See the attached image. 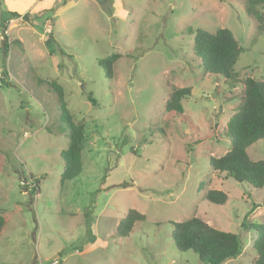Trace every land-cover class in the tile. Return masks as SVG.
Segmentation results:
<instances>
[{
    "label": "rangeland",
    "instance_id": "obj_1",
    "mask_svg": "<svg viewBox=\"0 0 264 264\" xmlns=\"http://www.w3.org/2000/svg\"><path fill=\"white\" fill-rule=\"evenodd\" d=\"M23 1L0 0V264H203L171 237L172 222L193 217L241 237L243 254L224 264H252L243 224L264 222V187L209 165L230 148L244 80H264V31L246 0H40L30 11ZM223 28L243 49L230 80L206 74L194 52L198 30ZM112 55L109 80L98 63ZM55 85L85 123L82 173L64 184L70 140ZM182 88L192 96L178 118L165 104ZM249 155L264 160V140ZM210 190L226 204L207 201ZM131 210L146 220L121 236Z\"/></svg>",
    "mask_w": 264,
    "mask_h": 264
},
{
    "label": "trees",
    "instance_id": "obj_2",
    "mask_svg": "<svg viewBox=\"0 0 264 264\" xmlns=\"http://www.w3.org/2000/svg\"><path fill=\"white\" fill-rule=\"evenodd\" d=\"M65 4L61 1V4ZM59 4V3H57ZM55 5V7L59 5ZM264 5V0H246L247 12L253 15L264 31V17L257 13L253 6ZM50 11V10H49ZM51 12V11H50ZM9 15L23 17L18 13ZM4 53L7 57L11 45L4 37ZM242 47L233 33L226 28L219 29L216 33L198 30L194 38V52L201 60V65L206 74L222 76L230 80L235 75L234 69L242 54ZM119 55H112L99 61V66L104 68L106 77L113 78V64ZM61 98V119L69 131V147L61 156L64 160V170L61 174L62 183L72 181L82 173V153L85 142L84 120L74 121V116L67 110L63 100L61 87L55 85ZM192 96L191 88H182L172 91L165 104L166 112L178 118L184 116L183 100ZM88 101L97 106V100L89 93ZM227 135L230 140L229 150L221 157L210 158L209 165L212 170L225 173L228 178L238 183H246L251 189L264 187V160H253L249 151L260 140H264V80L247 78L244 80V90L241 104L227 123ZM44 178V176L42 177ZM206 200L212 204L223 206L228 200L227 194L221 191L210 190L206 193ZM257 208V204H253ZM87 215V214H86ZM146 216L131 210L119 224L118 231L121 236H129L138 222H144ZM171 235L177 250L180 252L193 251L199 255L203 264H224L228 260L237 259L244 252V244L236 233L218 230L200 218L193 217L183 222H172ZM7 225L5 217L0 213V235ZM247 231H254L252 248L256 256L252 264H264V222L244 223ZM93 228L90 227L91 239H94Z\"/></svg>",
    "mask_w": 264,
    "mask_h": 264
},
{
    "label": "crops",
    "instance_id": "obj_3",
    "mask_svg": "<svg viewBox=\"0 0 264 264\" xmlns=\"http://www.w3.org/2000/svg\"><path fill=\"white\" fill-rule=\"evenodd\" d=\"M23 2H25V4H24V8L21 9V10H26V8H30L29 11H30L31 9H33L37 4H41V3H40V0H24ZM26 2H27V4H26ZM29 3H32L33 6H32V7H29ZM27 6H28V7H27ZM52 7H53V5H52L49 9H52Z\"/></svg>",
    "mask_w": 264,
    "mask_h": 264
},
{
    "label": "water",
    "instance_id": "obj_4",
    "mask_svg": "<svg viewBox=\"0 0 264 264\" xmlns=\"http://www.w3.org/2000/svg\"><path fill=\"white\" fill-rule=\"evenodd\" d=\"M98 2H100V3H103V2H104V0H98Z\"/></svg>",
    "mask_w": 264,
    "mask_h": 264
}]
</instances>
